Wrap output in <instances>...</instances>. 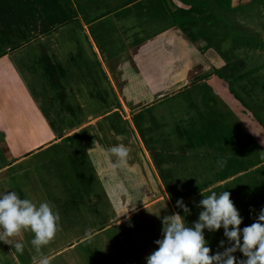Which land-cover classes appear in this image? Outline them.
<instances>
[{"label":"rangeland","instance_id":"rangeland-1","mask_svg":"<svg viewBox=\"0 0 264 264\" xmlns=\"http://www.w3.org/2000/svg\"><path fill=\"white\" fill-rule=\"evenodd\" d=\"M116 4L118 5L120 2H116ZM103 6L106 10L107 5L103 4ZM213 6L217 5L213 4ZM2 9L5 8H3L0 0V191L6 192L14 190L20 195L21 199L27 198L37 204L41 202H48L54 206V210L59 212L60 221L55 238L48 245L41 246L40 252H37L35 246L31 244L34 233L24 229L21 230L20 235L8 238L12 241L11 245L0 243V264H38V261L42 256H47L50 264H146V257L158 247L155 244V241L162 238L163 217L179 213L184 216L186 226L190 227L193 225L190 223L192 221L191 217H187V215L184 214L183 209H171L167 196H165L162 190L161 193L157 194L156 190L153 195H147V193L144 194L143 189L133 190V183H129L127 187L132 193L128 195L124 194L125 189L119 182L109 183L110 180L106 179V177L104 178L103 170H101V172L99 170L92 171V169H90L91 166L88 161H86L87 158L77 156L76 162L79 170L81 169V172L78 174L79 179H84L83 181H85L86 184L89 182L92 188L90 194L88 193L89 188L86 190L83 189L84 193H82V195L84 198L81 199V205L84 207L74 211L70 209V205L68 203L71 197L68 195V192H65L71 189L72 186L62 189L65 193H60V189L47 186L52 184L51 176L54 184L59 182L58 177L60 174L58 170L55 169V166H61V169L64 168L66 165L65 161H68V159L64 157L62 162H58L56 157L60 154H66L65 148L56 147L34 155L33 159H30L31 162H29L30 160L28 159L29 161H27V164L21 169L16 166L15 168H10L8 171H4L2 168V165L9 163L6 162L9 157H15V159H18L29 156L32 152L42 147L38 146L40 142L44 143L48 138V132L33 130L31 126L27 124V116L24 114V109L22 108L23 106H21L19 98L16 96L18 92L15 88H17V84H19L18 81H20L21 78H26L36 99L37 97L40 100L44 99L48 93H45L43 89L51 86L50 81L48 78H45L44 74V71L45 73H48V70H44V68L48 67V65H42V63L50 62L52 59L53 51L50 50L52 42L51 34L49 32L51 28L56 25L63 26L68 23H70V27H76L79 25L78 21L73 20V18H59L53 19V21H51L49 17L37 19L34 12H29L21 18L16 17L17 19L14 18V20L8 16V11L3 12ZM215 9L217 10L216 7ZM32 14L34 17H31ZM45 14L46 13L43 15ZM214 14L216 16L212 19L213 23L225 24L227 15L223 13V10H217ZM46 15H48V13ZM231 16L233 17V20H235V25L224 28V31L226 32L224 38L226 40L222 46H220L221 49L229 50L230 48L233 49V47L236 49L240 48L236 44H233V40L244 43L245 41L255 43L259 41V35H261V41L264 40V7L256 4L245 5L241 10L231 12L229 17L232 18ZM115 20L116 18L114 16L109 19L107 23L111 25V23ZM52 22L54 24L58 23L54 25ZM237 22H239L240 25ZM46 26L49 29L45 35H38V32L34 33L35 28L38 30L42 27L46 28ZM109 28H112V26ZM222 29L217 27L214 30H216L217 33H220L219 30ZM40 33L41 32L39 31V34ZM113 36L116 38L114 30ZM65 37L67 36L62 34V36L59 35L58 39L62 40ZM228 40H230V44L228 43ZM13 41L15 44L19 41H21V43L19 42L17 47L14 46L9 48V45H11ZM245 46V54H238L240 57L243 56L244 58H248V60H243L245 64L243 66L244 68L241 69L240 67L242 66L239 67L240 69L238 68L241 72H243L245 68L249 70L251 67H255L257 64H261L264 61V52L261 53L260 56L257 51L253 50L254 48L252 47L254 46ZM60 51L61 50L56 52V54L58 53L59 55ZM153 52L157 53V51ZM153 52H151V55ZM69 53L72 52H67V55ZM60 55L65 57L66 53L63 51L60 52ZM122 58L121 61L112 63L114 58L110 57L107 59L109 62L105 60V65L108 67L109 64H112L114 69L123 72L125 76H134L132 75V71L127 64L126 59ZM87 62L90 70H98L96 61L91 60V58H87ZM76 64L78 66V71L83 74L86 70H79V68H83V66L86 68L83 61L75 60L73 65L75 66ZM231 65L234 67V63H231ZM213 70L214 69L212 67L211 71ZM153 71L154 74H157L160 71L159 67H155ZM95 74L96 77H98L97 84H99L97 93L94 96H91L89 106H85L81 110L80 113L82 114L79 115L80 120H84L88 115L101 113L105 109L107 111L111 108V106H115L117 101L119 103L120 100H116L113 90L109 88V83L101 85L100 80L103 79L102 73L96 71ZM72 76H74V78L79 77V73L73 72ZM251 77L252 79H250ZM251 77L245 80L244 83L246 85L250 80H252L251 86L255 87L254 82H256V86L258 87L256 88L261 91V97L259 94L256 96L258 102L261 104L259 108L250 107L251 110L249 109L248 111H245L234 96L232 97L229 92L224 91L223 94L219 92L218 97L224 104L229 102V104L232 105V114L231 111L222 113L221 110L218 109H215L214 111L209 110L213 115L221 117L224 123L226 122L224 124L226 126V131L222 135L226 136V141L229 140L230 143H234L232 144V149H235L237 153H229L230 148L228 147L226 148L227 153L224 152L223 156L221 155L222 150H220L218 151V155L220 157H217V155L212 157H201L198 165L193 162V159L197 161L196 157L190 159L189 161L186 159L182 160L181 154H184V149L182 146L172 145L177 143L175 141V137L173 136L176 131L173 129L172 132V129H170V126L168 125L169 116H166L169 114L173 117V108L178 106V102L176 100L174 102L166 101L161 106H153L147 110L143 109V111H141L137 116H132V121L136 125L137 132L142 139H145L146 135L150 136L151 133V136L153 137L152 143L155 141L165 143L166 146L162 145V149H157L156 152L168 153L170 151L169 153H171L178 151L177 153L179 154L173 153L167 163V165L173 169L171 174L176 175V179L183 180L185 182H189V179L195 181L193 188L177 184L176 188L181 193H191L189 192L190 190L194 191L196 188L197 190L200 188L203 189L205 186L213 187L215 181L212 178L207 177L209 174L204 173L203 169H205L212 161L214 164H217L216 159L232 160L228 163L229 175H226L228 173H225L224 170L222 173H217V169L215 168L214 171L216 175L221 178L229 179L233 177L231 183L226 185L225 188L227 189L226 191L231 193L230 198L239 210L240 215L244 218L241 228L255 222V218L259 214L261 207H264V194L261 192L262 177L264 181V168L262 169V172H255V169L252 168L258 165H264V141L261 140L262 138L264 139V129L262 128V126L264 127V69L252 74ZM110 79H112V77ZM211 82L212 83L210 84V80L207 79L208 87L216 83L213 80ZM232 86L235 85L233 84ZM203 87H205V85H203L202 88ZM105 88L106 93L104 92ZM203 91L205 92L203 94L204 96L207 92H215L217 89H204ZM234 93L239 96L241 94L236 90ZM92 97H96V100L99 102L97 105L92 103ZM250 97L254 98V95L251 93ZM121 103H123V101ZM202 105L204 109L207 110L209 106L212 107L213 103L212 100L207 97L206 101L205 99L202 101ZM46 108L48 110L50 109V107H45L43 109L46 110ZM212 108H215V106L213 105ZM162 110L167 111L168 113H162L158 116V113ZM19 112L22 114L21 117ZM10 114L13 116L8 119L9 122L6 121L5 123L11 124L13 118L16 119V122L7 126L1 120L8 117ZM113 117L114 116L111 118ZM230 119H234L236 121L232 124L230 123ZM153 124L157 125V127L153 126ZM164 128L166 130L168 129L167 131H170L169 133L171 135L173 133V135L169 136L168 134V136H166L165 133L159 132L161 130H165ZM109 132L110 134L111 132L112 134L115 133L113 130ZM162 133L164 135H162ZM56 135H58V133ZM209 135L210 133L206 137L209 138ZM229 135L234 140L230 139ZM259 135H261V137ZM224 144L225 143L219 141L217 145L218 150L220 148L225 150V147L222 146ZM158 147L160 146L158 145ZM101 152V150L97 151V156L102 155ZM88 155H91V151H89ZM164 156H166V154ZM159 158L163 159L164 157L162 154L159 156H157V154L153 155V159L157 161L153 164L155 165V168H157L158 173L160 174L166 171L169 172V169L165 167L166 162H164L163 165L158 164L163 161H159ZM13 161H10L9 164ZM108 163L109 162H107V164L101 163V166L107 165L108 167ZM194 165H196L195 169L186 172V168H193ZM93 166L98 165L95 164ZM51 167H53V173H50V171H52V169H50ZM112 169L114 171L115 167ZM9 171H11L12 178L11 180L6 181L8 184L7 186L4 184V178L7 179L6 172ZM112 173L113 172L111 171V174ZM194 173H199L201 175V177L199 176L201 180L193 178L191 174ZM68 175L70 174L68 173L67 176ZM202 177L203 179L205 178V180H202ZM233 180L235 181L232 182ZM12 183L14 186L11 185ZM72 183H76L74 178H72ZM58 186L63 187V184ZM54 189L56 191H54ZM224 190L225 189L223 187L220 189V192ZM103 191L107 194V198H102L101 194ZM202 192L199 191L198 195H202ZM239 197H242V204H240V201L238 202L237 200ZM107 202L111 203L113 208L112 212L108 207L109 203ZM157 202L161 203V205H156L158 204ZM138 207H140L138 210L132 212ZM250 209H254L251 216L249 214ZM105 210L106 212H104ZM109 212L111 214L110 216H108ZM129 213L130 215L126 216V214ZM133 215L134 220H129V217ZM103 218L107 228L116 226L118 229L112 230L110 233H106V231L99 232L98 229L100 228ZM0 231H2V229H0ZM205 238L208 240L209 246L212 249L210 254L215 253L221 240L227 241L222 228L212 233L205 230ZM15 243H22L24 245L22 253H16L14 251L13 245ZM70 245L73 246L69 247ZM219 250L222 251L223 249L221 248ZM118 253L123 257V259L121 256L119 257L117 255ZM235 255L241 256L239 252ZM85 257H87L88 260Z\"/></svg>","mask_w":264,"mask_h":264},{"label":"crops","instance_id":"crops-1","mask_svg":"<svg viewBox=\"0 0 264 264\" xmlns=\"http://www.w3.org/2000/svg\"><path fill=\"white\" fill-rule=\"evenodd\" d=\"M32 1L31 3L29 0H21V6L18 8V18L24 17L25 14L32 11L36 18H39V14L48 13L50 18H73V20L78 21L79 25L76 27H70V23L63 26L56 25L49 32L52 42L50 48L53 51L52 59L50 62L42 63V65H48V67L44 68V70H48V73L44 71V74L45 78H48L50 81L51 86L43 89L45 93H48L44 99L40 100L38 97L36 99L26 78H21L18 81L19 84L15 88L18 92L16 96L19 98L20 104L24 109V114L27 116V124L33 130L48 132V138L44 143L40 142L38 146L42 147L32 152L29 156L18 159L9 157L6 162L10 163V161L14 160L13 164L4 167V171H8L10 168H15L16 166L21 169L27 164V161L31 158L33 159L34 155L52 148L63 147L66 154L57 155L56 160L62 162L65 157L68 161H65L66 165L62 169L61 166H55V169L62 175H59L58 178L64 180V183H62L63 187L58 186L61 185L60 181L56 182L57 185L54 184L52 176V184L50 185L51 187L60 189V193L69 191L64 192L62 189L73 186L72 178H74V181L79 179L78 174L81 172V169L79 170L76 161L77 156H82L83 158H87L86 161L88 163L91 161L93 165H98L99 171L103 170L104 178L106 177V179L110 180L109 183H120L121 172H127L129 173V183H133V190L143 189L144 194L147 193V195H153L156 190L158 194L162 190L165 196H167L166 190L160 181L157 168H155L153 161L149 157V153L146 151L137 132V127L132 121V116L140 114L143 109L131 113L124 103H121V96L115 84L113 85V80L110 79L111 75L105 65V60L108 61L107 59L110 57L115 58V56L125 53H128L127 56H130L132 60L141 59L140 64L142 68L140 74L145 79L148 78L147 80L152 85L150 86L151 89H155V91L161 89V98H171L177 94L185 93L187 101L185 107L176 113L174 112L173 117L169 114L166 115L170 118H168L170 129H172V132L173 129L176 131L175 135L173 133L172 135L175 137L177 143L172 145L182 146L184 149V154H181L182 160L186 159L189 161L196 157L197 161L193 159V162L198 165L201 157H212L214 155L220 157L218 155V151L220 150H222L221 155L223 156L224 152L227 153L226 148L228 147L230 148L229 153H237L235 149H232V144L234 143H230L229 140L226 141V136L222 135L226 131V126L221 117H217L211 111L205 110L202 105L203 94L205 93L203 90H213L216 86V83H214L208 87L207 79L210 80L211 84L212 80L215 81V77L208 75L205 79L203 74H211L212 67L218 68L225 63L213 49V44L218 39V33L212 27H207L201 23H193L183 28H175L169 21L160 18L161 16L166 18L184 16L199 19L201 18L200 13L194 11L187 15L183 14L179 9L181 4L176 0H55L56 6L52 5L53 1L51 0L49 1V5H45L43 0ZM234 1L237 3V0ZM245 1L249 2V0ZM116 2H120V4L117 5ZM103 4L107 5L106 10ZM114 16L116 20L109 25L107 21ZM110 26L112 28H109ZM41 29L37 30L35 28L34 33L38 32V35H45L47 32L42 33ZM113 30L116 38L113 36ZM39 31L41 32L40 34ZM62 34H65L67 37L59 40L58 37L59 35L62 36ZM59 50H61L60 52L64 51L66 55L69 51L72 53L63 57L60 55V52L59 55L58 53L56 54ZM234 50H236L237 54L235 52L236 56L233 60H230L231 63H234V67L228 62V59L226 61L229 65L227 76L229 80H233L239 74L237 71L240 68H244L245 64L243 60H248L246 57L241 56V58L238 56V54H245L243 53L245 49L238 48ZM153 51H157V53ZM151 52H153L152 55ZM257 53L261 56V51L257 50ZM87 58L96 61L98 70L89 69ZM75 60H82L85 64L86 68L84 66L83 68H79V70H86L83 74L78 71L77 64L79 61L75 66L73 65ZM155 67H159L160 70L157 74H154L153 71ZM96 71L102 73L103 79L100 80L101 85L109 83V88L113 90L116 100L120 99V104L118 103L120 106H111L107 111L105 109L101 113L88 115L84 120H80L79 115L82 114L80 113L81 110L85 106H89L91 96L97 93L99 84H97L98 77H96ZM73 72H78L79 77L74 78L72 76ZM140 74L138 71L137 73L132 71V75L134 76ZM248 78L234 82L235 86H233V89L241 93L240 96L245 99L250 107L259 108L261 104L258 102L256 96L259 94L261 97V91L257 89L256 82H254L255 87L251 86L252 80L245 85L244 82ZM162 83H165L166 86ZM203 85L205 87L202 88ZM104 92L106 93V88ZM251 93L254 95V98L250 97ZM92 98V103L97 105L99 102L96 100V97ZM221 105V110L224 112L232 110V105L229 102L225 104L222 102ZM45 107H50V109H43ZM152 107L148 106L145 110ZM162 113L168 112L162 110L158 113V116ZM19 114L21 117L22 114L20 112ZM11 116L13 115L10 114L1 121L4 123L6 121L9 122L8 119ZM112 116L114 117L111 118ZM15 122L16 119L13 118L11 124L5 123V125L10 126ZM153 126L157 127L155 124ZM20 130L23 131L22 129ZM112 130L115 133L112 134L111 132L110 134L109 131ZM167 130H161V132L165 133L166 136L168 134L172 136L169 133L170 131ZM54 132H57L58 135ZM163 133L162 135H164ZM209 133L210 137L207 138L206 136ZM259 136L261 137V135ZM229 137L234 140L230 135ZM261 140L264 141L263 138ZM219 141L225 143L222 145L225 147V150L222 148L218 150L217 145ZM115 143L127 144L130 148V158L128 162L120 164L113 171L114 158L112 159L108 149ZM100 150L102 151V155L97 156V151ZM89 151H91L90 156L88 155ZM177 152L167 153V155H173V153L179 154ZM216 160L218 161V159ZM224 161H226V164L223 168H220L218 164H214L212 161L203 169L204 173L209 174L207 177L212 178L215 182L213 187H204L207 190H201L200 192L203 191L202 194L231 182L233 177L229 179L221 178L214 171L216 168L217 173H222L223 170L225 173H228V163L232 160L225 159ZM107 162H109L108 167L107 165L101 166V163L107 164ZM195 166L193 168H186V172L195 169ZM258 166L252 168L256 170L259 168ZM50 169H52L50 173H53V167ZM111 171L113 172L112 174ZM6 173L7 179L4 178V184L8 186L6 181L11 180L12 175L11 171ZM68 173L70 175L67 176ZM194 174H191L193 178L200 179L201 175L199 173L197 175ZM226 175H229V173ZM202 180H205V178L203 179L202 177ZM11 185L14 186L13 183ZM129 190L127 187L124 194H131L132 192ZM139 208L134 209L132 212ZM128 215L130 213L126 214V216Z\"/></svg>","mask_w":264,"mask_h":264},{"label":"clouds","instance_id":"clouds-1","mask_svg":"<svg viewBox=\"0 0 264 264\" xmlns=\"http://www.w3.org/2000/svg\"><path fill=\"white\" fill-rule=\"evenodd\" d=\"M113 167L128 162L130 148L127 144L115 143L108 149ZM217 164L223 168L224 160ZM229 191L219 194L213 191L199 201L202 211L192 226H186L184 216L179 213L162 218V238L158 246L146 257V264H264V207H261L255 222L241 228L243 217L230 198ZM176 204L185 215L189 208L182 199ZM254 209H250V216ZM60 215L48 202L39 204L12 191H0V243L12 244L8 238L21 234V230L34 233L31 244L40 252L41 246L48 245L56 236ZM223 229L227 241L221 240L214 254L205 238L209 233ZM16 253H22L24 245H13ZM223 249L220 251L219 249ZM237 252L241 256L235 255ZM38 264H50L47 256H42Z\"/></svg>","mask_w":264,"mask_h":264},{"label":"trees","instance_id":"trees-1","mask_svg":"<svg viewBox=\"0 0 264 264\" xmlns=\"http://www.w3.org/2000/svg\"><path fill=\"white\" fill-rule=\"evenodd\" d=\"M29 1L31 3L33 2L32 0H29ZM49 1L50 0H43V3L45 5H49ZM51 1H53L52 2L53 6L57 5V3H55L56 2L55 0H51ZM176 1L181 4V7L179 9L183 14L187 15V14H190V13H193L194 11H196L197 13L201 14V18L196 19L193 17H184V16H176L174 18H166V17H162L160 15L161 16L160 18L169 21L171 24H173L172 25L173 27L183 28V27L189 26L193 23H201L207 27H210V28L212 27L213 29H216L217 27L221 28V29L223 28L222 30H219L220 33H218V39L213 44V49L217 53V55L221 58V60L225 63L221 67L213 68L214 70L211 72V74L210 73L203 74L204 78L208 75H213L215 77V82H216L215 89H217V91H215V92L209 91L203 96V99H202L203 101H204V99L206 101V99L208 97V99L210 98L212 100V103L215 106V108H212L213 105H212V107L209 106V108L207 110H211V111H214L215 109L221 110V107H222L221 103L222 102L218 97V93L221 92L223 94V92L226 91V92H229V94H231V96H234V98L236 100H238V103L240 104V106L243 109H245V111L246 110L248 111L250 109V106L248 105V103L245 101V99L243 97H240L239 95H236L234 93L235 90L233 89L232 85L234 84V82L244 80L245 78L250 77L252 74L258 72L259 70L264 69V61L260 65H257L255 67H251L249 70H247V68H245L243 72H241L240 70H239L240 72L237 71L239 74L233 80H229L227 77L228 71H229L228 62H230V60L234 59V57H235V50L234 49H236V48L233 47V49L230 48L229 50H227V49H221L220 46H222V44L226 40L224 38L225 34H226V32L224 31V28L225 27H231L232 25H235V20H233V17L232 16H231L232 18L229 17L230 13L241 10L243 6L249 5V4H256L258 6L264 7V0H249V2L248 1L246 2L245 0H243V1L237 0V3L234 0H205V1L204 0H195V1L194 0H176ZM20 3H21V0H1V4L3 5V8H5V9H2V11L3 12L8 11L9 17H11L13 19L14 18L17 19L18 18L17 16L19 14L18 8H19V6H21ZM213 4H216L217 6H213ZM215 7L217 8L218 11L223 10V13L225 15H227V17H226L227 19L225 20V24H220V23L217 24V23L212 22L213 17L216 16L214 14L215 11H217L215 9ZM31 13H32V11H31ZM43 14L44 13L39 14V18H37V19H40V16H41V19L42 18L44 19L45 17L50 18L49 14L48 15H46L47 13L45 15H43ZM31 17H34L33 14L31 15ZM53 19H56V18H53V17L50 18L51 21H53ZM57 23H55V24H57ZM48 29L49 28H47V26H46V28H43V30L41 29L40 31L42 33L43 32L46 33ZM259 36H260L258 38L259 41L255 42V43H250L247 41H245V43H244L241 41L238 42V41L233 40V44H236L237 46H239L240 48H243V49H246L245 45L254 46V47H252V48H254L253 50H255V51L259 50V51H261V53H263L264 52V40L261 41V35H259ZM19 42L21 43V41H19ZM19 42H16V44H15L13 41V43L11 45H9V48H12L14 46L17 47L19 45L18 44ZM228 43L230 44V40H228ZM244 52H245V50L243 51V53ZM127 55H128V53H125V54L117 55V56H115V58L113 57L114 61L112 63H117V62L121 61V58L123 57L122 59H124V58L126 59L130 70L135 71L136 73L138 71V73L140 74V70L142 68V66L140 64L141 59L132 60L131 57L130 56L128 57ZM227 59L229 60L228 62H226ZM143 68H144V66H143ZM107 70L109 71V73L113 79V82H114V84H115V86H116V88H117V90L121 96V99H122L124 105L126 106V108L131 113H135L138 110L145 109L148 106H161L166 101L174 102L176 100L178 102V106L173 108V112H175V113L182 110L183 107H185V105H186L187 101L185 99V93H180V94H177L176 96H173L171 98L163 99V98H161V93H162L161 89H157L156 91H155V89H151L150 86H152V85L147 80L148 78L145 79L141 74L138 76L137 75H135V76L126 75L125 76L123 72H120L119 70L114 69L112 64L108 65ZM215 89H213V90H215ZM137 100H139V101H137ZM117 105H118V102L116 103V106ZM222 111L223 110H221V112ZM222 113H225V112L223 111ZM234 121H236V120L230 119V123L233 124ZM223 123H224V121H223ZM261 126H262V124H261ZM262 128L264 129L263 126H262ZM145 130H147V129H145ZM159 132H161V131H159ZM152 139H153V137L151 136V133H150V136L146 135V138L145 139L141 138V141H142L146 151L149 153V157L151 158L153 163L157 162L153 159L154 154H157V156L162 154V156L164 157L163 159L159 158V161H162V160L163 161L159 162L158 164L163 165V163L166 162L165 165L167 166V169H169V172L166 171V172L160 173L159 176H160V181L163 184L164 189L166 190L168 203L173 208V210H176V209L180 208L176 204L177 199H182L183 203L190 210L189 213L187 214V217H191L192 221L190 223L194 224L198 220L199 212L203 210L202 207L199 206V201L201 199H203L204 197L210 195L213 191H215L216 193H219L220 189L223 187L225 190H227L225 188V186L229 185L231 182L228 184H225L221 187H217L215 189H211L209 191H206L202 195H198V192L201 190L207 189V188H203V189L200 188V189L194 190V191L190 190L189 192H191V193L179 192L176 188L177 184L180 186H184V187L190 186V188H193L195 185V181L189 179V182H185L183 180L176 179L175 178L176 175L171 174L173 169L169 165H167L168 160L171 158L172 155H167V153H164V152L163 153L162 152H156L157 149H160V148L162 149V147H161L162 145L166 146L165 143L164 142H157V141L152 143ZM158 145L160 147H158ZM165 154H166V156H164ZM12 164L13 163L4 164V165H2V168L9 166V165H12ZM259 164H261V163H259ZM89 165L91 166L90 169H92V171L93 170H99L98 169L99 166H93L91 161H90ZM263 168H264V166H261V167L257 168L255 170V172H259V171L262 172ZM121 174H122V177L120 179V184L126 190L127 185L130 182L129 173H127V172L122 173L121 172ZM58 179H59L61 184L64 183L63 179H60V178H58ZM83 180L84 179H76V181H75L76 183L72 184L73 185L72 188L69 189L70 192L68 191V195H70V197H71L68 201L71 210L77 211V210L81 209V207H84L83 205H81L82 204L81 199L84 198V196L82 195V193H84L83 189L86 190L89 188L88 193L89 194L91 193L92 187L90 186L89 182H87V184H86L85 181H83ZM175 181H176V184H175ZM234 181L235 180H233L232 182H234ZM262 181H263V177H262ZM262 181H261V183H262L261 184V192H262V194H264L263 193L264 181L263 182ZM100 184H102V183H100ZM48 187H51V186L49 185ZM205 187H207V186H205ZM101 195H102V198L103 197L107 198V194H105L104 191ZM241 199H242V197H239V199L237 198L238 202L240 201V204H242ZM107 203H109L108 207L110 208V210L112 212L113 208L111 206V203L110 202H107ZM157 203L158 204H156V205H161V203H159V202H157ZM162 203H164V202H162ZM95 209H97V208H95ZM104 212H106V210ZM103 215H104V213H103ZM110 215L111 214L109 212L108 216H110ZM105 217H106V215H105ZM129 220H134V215L129 217ZM97 229H98V227H97ZM115 229H118V227L111 226V227L107 228V225L104 222V218H103V221H101V225H100V228L98 229V231L99 232H101V231L105 232L106 231V233L107 232L110 233L112 230H115ZM72 246L73 245H70L69 247H72ZM117 255L119 257L121 256L119 253ZM85 258L88 260L87 257H85ZM121 258L123 259L122 256H121ZM89 261H92V260H89ZM106 263H107V261H106Z\"/></svg>","mask_w":264,"mask_h":264}]
</instances>
